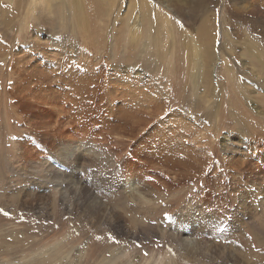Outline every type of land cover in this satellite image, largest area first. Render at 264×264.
I'll return each instance as SVG.
<instances>
[{"label": "rangeland", "instance_id": "374dc122", "mask_svg": "<svg viewBox=\"0 0 264 264\" xmlns=\"http://www.w3.org/2000/svg\"><path fill=\"white\" fill-rule=\"evenodd\" d=\"M145 1L148 22L134 18L143 12L139 0H68L69 10L61 0H0V264H264V113L254 110L264 111V0ZM138 21L139 36L128 39ZM38 62L48 83L25 69ZM124 72L137 74L145 93L162 92L165 110L151 123L160 118L156 129L168 139L161 158L146 149L144 126L134 119L141 107L123 103L131 87L110 81ZM82 83L95 94L80 95ZM108 93L116 111L104 108ZM195 132L204 134L196 143H208L209 162L173 163L169 155ZM225 132L247 145L232 161L223 158L232 153L221 149ZM48 142L56 154L69 144L70 158L81 155L75 170L88 190L73 207L54 187L32 182L48 179L45 162H67ZM194 147L188 161L204 157ZM112 176L132 178L130 195L145 200L136 202ZM108 206L134 222L114 211L99 218ZM183 217L196 223L193 248L176 239Z\"/></svg>", "mask_w": 264, "mask_h": 264}, {"label": "bare ground", "instance_id": "6f19581e", "mask_svg": "<svg viewBox=\"0 0 264 264\" xmlns=\"http://www.w3.org/2000/svg\"><path fill=\"white\" fill-rule=\"evenodd\" d=\"M58 1V0H57ZM61 1H63V3H61L63 6H65V7H67V10H69L70 8H68V6H67V1L68 0H61ZM81 1V0H80ZM132 2H134V1H132ZM33 3V2H32ZM49 3V2H48ZM139 3H141V5H142V7H143V12L142 11H139V15L140 16H137V17H134V18H138L139 20H144V21H149L150 20V12H149V5H151L150 3H147L145 0H139ZM241 3H242V1H241ZM81 3H79V1L77 2V7H76V9H77V11L76 12H78L77 13V15H78V17L82 20V18H83V11L81 10V9H78V6L80 5ZM244 4H245V2H244ZM239 5V4H238ZM61 6V5H60ZM245 6V5H244ZM248 6V5H247ZM133 11V10H132ZM159 11V10H158ZM162 11V10H161ZM161 11H159L160 13H161ZM128 12V11H127ZM136 12H138V11H136ZM133 13V12H132ZM134 14H135V12H134ZM76 15V16H77ZM137 15V14H136ZM164 18V17H163ZM132 19V18H131ZM136 19H135V21H134V19H133V21L134 22H136ZM168 20V19H167ZM167 20L164 18V21H166V24H164L165 26H167L168 27V29L170 28V25H169V22H167ZM83 22V21H82ZM85 22V21H84ZM133 22V23H134ZM138 23V24H137ZM136 24H134L131 28H130V30H129V35L127 36L128 37V39H133V38H136V37H138L139 36V33H140V26H141V23L138 21ZM88 27V26H87ZM80 29V28H79ZM81 31H82V29H80ZM127 40V39H126ZM137 40V39H136ZM132 42V41H131ZM135 42V41H134ZM198 51V50H197ZM202 54V53H201ZM73 57V56H72ZM162 60V59H161ZM25 61V60H24ZM45 62V61H44ZM24 63V62H23ZM197 63V62H196ZM202 63V62H201ZM43 65V64H42ZM42 65H41V62L39 63H37L36 65H34L33 67H36V68H34L33 69V67H25V69H26V71L28 72V73H30V74H32L33 76H35V77H37V79L41 82L42 80H44L45 82H47L48 83V80L46 81V79H48L49 77L47 76V74H48V72L49 71H46V70H44V68H42ZM111 65V64H110ZM68 66V65H67ZM117 66V65H116ZM68 68V67H67ZM130 68V67H129ZM135 68V67H134ZM43 69V70H42ZM46 69V68H45ZM61 69V68H60ZM70 69V68H69ZM73 69V68H72ZM81 69V68H80ZM213 69V68H212ZM126 70V69H125ZM124 70V71H125ZM58 71V70H57ZM199 71V70H198ZM61 73H62V69H61V71H60ZM69 72V71H68ZM71 72V71H70ZM83 72V71H82ZM136 72V71H135ZM144 72V71H143ZM80 73V72H79ZM85 73V72H84ZM125 73V72H124ZM128 73H130V72H127V73H125V74H127L125 77H121V76H117V74H116V76H113V75H111L110 77H112L113 79H111L110 81H112L113 82V84L114 85H121V91H124V90H127V88H129V87H131V90H129L127 93L126 92H124L123 93V103H126V102H128L129 103V106H131V105H133V104H136V105H134V106H136V108H137V106H139V107H141V109H139L140 111H138L137 110V112L135 113V118L134 119H139L140 120V123L139 124H141L142 126H144V128L143 129H145V135L147 136V138H148V140H145V141H147L146 142V144H147V146H146V149L148 148V147H151V149L152 150H149V152L152 154V155H154V157L156 158V159H158V157H160L161 158V155L163 154V152H162V150H161V147H160V145L162 144V143H160V142H163L164 141V143H165V141H167V140H164L163 138H166L167 136L164 134V132H163V129H159V130H157L156 128H157V125L159 124V121H160V118L159 119H157V122H158V124L156 125V126H154V124H151V123H154V122H152L153 121V119H156V117H158L159 115H161V113L165 110L164 109V103L162 102V100H161V96H160V94H162V92L161 93H159L160 91L159 90H157V92L156 91H153V90H149L148 88H146L147 89V92L145 93V90L144 91H142V90H140L139 89V87L137 86L138 85V83L140 82V81H142V80H140L139 79V77H138V75L136 74H134V72H132V74H130V76H129V74ZM197 73V72H196ZM78 73H76V75H77ZM81 74V73H80ZM120 74V73H119ZM122 74V73H121ZM139 74V73H138ZM21 75V74H20ZM97 75V74H96ZM132 75V76H131ZM142 75V74H141ZM81 76V75H80ZM123 76V75H122ZM72 77V76H71ZM73 77H75V76H73ZM83 77V76H82ZM89 77V78H88ZM88 77H86V78H88V79H90V81H91V79H94V78H92L93 77V73H90V75L88 76ZM109 77V76H108ZM109 77V78H110ZM28 78H30V77H28ZM51 78V77H50ZM85 78V77H84ZM17 79H19V78H17ZM24 79V78H23ZM22 79V80H23ZM35 79V78H34ZM79 79V78H78ZM106 79V78H105ZM21 80V79H20ZM50 80V79H49ZM58 80V79H57ZM64 80H65V78H64ZM75 80H77V79H75ZM81 80V79H80ZM27 81V80H26ZM35 81V80H34ZM52 81V80H51ZM83 81H84V79H83ZM86 81V80H85ZM98 81V80H97ZM44 82V83H45ZM58 82V81H57ZM56 82V83H57ZM66 82V81H65ZM78 82V81H77ZM88 82V81H87ZM107 82V81H106ZM151 82H152V80H151ZM73 83H74V80H73ZM94 83V82H93ZM98 83V82H97ZM142 83V82H141ZM141 83H139L140 84V86H141ZM144 83V82H143ZM36 84V83H35ZM54 84V83H53ZM58 84V83H57ZM66 84V83H65ZM75 84V83H74ZM73 84V85H74ZM83 85H81V87H77L78 88V93L81 95H84L86 92H87V95L90 93L91 95H92V93L93 94H95V91H96V89H95V91L94 90H89L88 88H89V86H92L91 85V83H90V85H87V83H82ZM96 84V83H95ZM68 85H69V83H68ZM88 86V88L87 87H85V86ZM105 85V84H104ZM111 85V84H110ZM48 86V85H47ZM62 86V85H61ZM96 86H97V84H96ZM102 86V85H101ZM145 86V85H144ZM143 86V87H144ZM67 87V86H66ZM69 87V86H68ZM132 87H134V89H132ZM16 88V90H18V91H21V89H20V87L19 86H16L15 87ZM23 88V87H22ZM51 88V87H50ZM63 88V87H62ZM70 88V87H69ZM76 88V87H75ZM75 88H74V90H75ZM109 88H111V87H106V90L108 91V89ZM102 89V88H101ZM113 89H115V88H113ZM118 89V88H117ZM144 89V88H143ZM73 90V89H72ZM116 91V90H115ZM252 92H256V90H251ZM22 92V91H21ZM52 94H56V92H55V90L53 89L52 91H50ZM72 92H74V91H72ZM104 92L106 93V91L104 90ZM119 92V91H118ZM251 93V92H250ZM72 94H74V93H72ZM89 94V95H90ZM109 95L107 96L108 97V99L109 100H107L105 97H104V99H102L103 100V103H105L106 104V102H109V104H111V105H109V107H108V105L106 106L105 104H104V108L105 109H107V108H109V109H112V110H115L116 111V108H118L117 106L115 107V105L116 104H114V101L112 100L113 98H114V96L113 95H111L110 96V93H108ZM255 94V93H254ZM86 95V94H85ZM121 96H122V94H120ZM57 96H58V94H57ZM74 96H75V94H74ZM112 96H113V98H112ZM118 96H119V94H118ZM252 96V95H251ZM54 97V96H53ZM78 97V96H77ZM66 98V97H65ZM52 99V98H51ZM80 99H81V96H80ZM84 99V98H83ZM87 99H89V98H87ZM121 99V98H120ZM254 99H256V98H254ZM65 100V99H64ZM68 100V99H67ZM74 101V100H73ZM79 102H80V100H78ZM82 101V100H81ZM88 101H90V100H88ZM121 101H122V99H121ZM66 102V101H65ZM69 102V101H68ZM71 103H72V101H71ZM74 103L75 104H77L75 101H74ZM80 103H83V102H80ZM85 103V102H84ZM87 103H89V102H87ZM86 103V104H87ZM118 103H122V102H118L117 101V104ZM122 103V104H123ZM92 104V103H91ZM165 104H166V102H165ZM72 106V105H71ZM92 106V105H91ZM90 106V107H91ZM170 106V105H169ZM75 107V106H74ZM132 107V106H131ZM80 107H78V109H79ZM83 108V107H82ZM256 108L257 109H259L258 107H257V105L256 106H254V110L256 111V112H262V113H264V111L263 110H261L260 109V111H257L256 110ZM88 109H89V107H88ZM95 109V108H94ZM130 109V108H129ZM138 109V108H137ZM74 110V109H73ZM103 110V109H102ZM121 111H122V109H121ZM108 112V111H107ZM127 112H128V110H127ZM129 112H130V110H129ZM167 112V111H166ZM126 113V112H125ZM132 113V112H131ZM79 114V113H78ZM85 114V113H84ZM117 114V113H116ZM120 114H122V113H120ZM128 115V114H127ZM77 116H80V115H77ZM110 116V115H109ZM126 116V115H125ZM124 116V117H125ZM129 116H132V118L134 117L133 115H129ZM128 117V116H127ZM74 118H76L75 117V115H74ZM110 118V117H109ZM172 117L171 116H169L167 119H165V120H163V123H162V125H163V127L164 128H167V129H169L170 127L168 126V124H169V120L171 119ZM82 119V118H81ZM164 119V118H163ZM174 119V118H173ZM130 121L132 120V119H129ZM175 120V119H174ZM177 120V119H176ZM179 120V119H178ZM180 120H181V118H180ZM130 121H128V122H130ZM135 121V123H136V120H134ZM134 121H132V122H134ZM173 121V120H172ZM117 122V121H116ZM199 122V121H198ZM166 123H168L167 125H166ZM171 123V122H170ZM181 123H184V125H185V121H182ZM114 124V123H113ZM116 124V123H115ZM129 124V123H128ZM119 126V125H118ZM127 126V125H126ZM125 126V127H126ZM152 126H154V127H152ZM166 126H168V127H166ZM185 127V126H184ZM139 128H137V130H138ZM173 129V128H172ZM124 130V129H123ZM126 130V129H125ZM135 130H136V128H135ZM141 130V129H140ZM204 130V129H203ZM218 130V129H217ZM216 130V131H217ZM144 131V130H143ZM199 131V130H198ZM205 131V130H204ZM168 133V132H167ZM197 132H195V135L192 137V142L190 143V142H188V140H187V142L185 141V140H182L181 141V144H180V146L181 147H179V151L178 152H173V153H171L170 155H169V158L173 161V163H175V164H178V165H181V166H183V167H190L191 165H192V162H193V160H196L195 162H198V163H200L201 165H205V164H207V162H209V158H210V153L208 152L209 150L207 149L208 148V143L206 144H200V145H197V143L196 142H200L199 140H197V138L200 136H203L204 134L203 133H197ZM205 133V132H204ZM241 133V132H240ZM242 134V133H241ZM115 135V134H114ZM174 135V134H173ZM166 136V137H165ZM196 136V137H195ZM194 137L196 138V139H194ZM199 137V138H200ZM216 137H218V134L217 133H215V135H214V137L213 138H215L216 139ZM153 138H155V141L153 142ZM212 138V137H211ZM212 138V139H213ZM162 139H163V141H162ZM201 139V138H200ZM242 139V140H241ZM253 139V138H252ZM239 140V139H238ZM254 140V139H253ZM253 140H251V141H253ZM174 141V140H173ZM175 141H176V138H175ZM213 141V140H212ZM211 140H210V142L209 143H211L212 142ZM240 143H236L235 141H233L232 140V138H231V136H230V134H229V132H225L222 136H221V138H220V145H222V150L224 149V150H228V152H232V153H230L229 154V156H226V155H223V158H226L227 160H229V161H232L233 160V157H234V152H236L237 153V151H239V152H245L246 150H247V145L244 143L245 142V138H240ZM171 142V141H170ZM248 142V141H247ZM54 143H52V142H48V146H55V144L53 145ZM60 145H61V143H59ZM167 144V143H166ZM58 145V144H57ZM194 146H196L197 147V149H199L203 154L202 155H204V157H199L200 159H197V158H192L191 159V161H188V158H187V156H188V154H190V156L191 157H193V148H195ZM50 147V148H51ZM52 147V149H50L49 148V150L50 151H52L54 148ZM163 147V146H162ZM167 147V146H166ZM213 147V146H212ZM248 147H250L251 149H252V156L253 157H255V149H256V144H255V141L254 142H252ZM57 148V147H56ZM58 148H61V146L60 147H58ZM64 149H60L59 151H57L56 150V152H57V154L54 152V151H52V152H54L56 155V157L59 159V157H61L62 159H66L67 160V162L66 163H63V162H60V164L61 165H65V166H67V167H65V166H62L61 168H60V166H56V168L53 166V165H51L50 163L48 164V163H44V166L47 168H49V177H48V179H40V178H34V180L32 181L33 183H34V186H37V183H39V182H43V184H45V186H44V189H47V185L48 186H52V187H54L55 189H56V192H58L59 193V196H61L60 198L62 199L61 200V202L62 203H64V205L66 204V206H67V204H68V208H70V207H73V205H74V203H76V202H74V201H76V197H77V195H79V193H81V192H85V191H87L88 189H86L87 188V186H88V180L86 179V180H83V179H81V178H79L78 177V172L75 170V168L77 167V166H80V159H81V155H79V154H74V156L72 157V158H70L69 156H68V154L69 155H71V154H73V152H75L74 150L75 149H73L72 151H70V145L69 144H64V147H63ZM166 149V148H165ZM170 149V148H169ZM213 149V148H212ZM70 151V152H69ZM146 151V150H145ZM172 151V150H171ZM77 152V151H76ZM147 152V151H146ZM166 152V151H165ZM53 153V154H54ZM89 153H91V152H89ZM222 153V152H221ZM52 154V155H53ZM223 154V153H222ZM225 154H226V152H225ZM241 154V153H240ZM205 155H207V157L205 156ZM251 155V154H250ZM59 156V157H58ZM69 157V158H68ZM163 157H164V155H163ZM213 157V156H212ZM154 158V159H155ZM159 158V159H160ZM211 159V158H210ZM226 159H224V160H226ZM226 160V161H227ZM235 160V159H234ZM236 161V160H235ZM169 162V161H168ZM37 163V162H36ZM226 163H228V162H226ZM210 164V163H209ZM51 167H50V166ZM41 166H43V164H41ZM205 167V166H204ZM207 167V166H206ZM202 168H203V166H202ZM235 168V167H234ZM217 169H219L218 167H217ZM239 169V168H238ZM74 170V171H73ZM202 169H200V171H201ZM221 170V169H220ZM227 169H225V171H226ZM237 170V169H236ZM198 172V171H197ZM205 172V171H204ZM204 172H202V175L204 174ZM235 172V171H234ZM212 173H213V171H212ZM232 173V172H231ZM198 174H201V173H199L198 172ZM227 174V173H226ZM212 175V174H211ZM216 175V174H215ZM231 175H233V174H231ZM237 176V175H236ZM216 177V176H215ZM218 177V176H217ZM131 178V177H130ZM237 178V177H236ZM127 180V181H126ZM126 180H124L123 178H121V177H118V178H115L114 176H112V177H110V181H112L114 184H116V186L117 185H120L123 189L124 188H126V189H128L129 188V190H128V196H130L131 198L133 197L134 199H135V196H132V194L130 195V192L129 191H132V187L130 188L129 187V183H130V180H132V178L131 179H126ZM235 180V179H234ZM42 184V183H41ZM129 184V185H128ZM126 185H127V187H126ZM91 189V188H90ZM119 190V189H118ZM125 192H127V190H124ZM134 192V191H133ZM140 195V194H139ZM128 196H124V200L126 201L127 199H128ZM251 196H252V193H249V198H251ZM141 197L139 196L138 198H136L135 200H136V202H139V204H140V201H139V199H140ZM141 199H143V200H145L144 198H141ZM98 203V201L97 200H95V205ZM143 202V201H142ZM141 202V203H142ZM264 202V201H263ZM262 203V202H261ZM53 204V203H52ZM55 205V204H54ZM53 205V206H54ZM126 207H127V205H125ZM130 206H131V204H130ZM76 207V206H75ZM123 207V206H122ZM132 207V206H131ZM134 207V206H133ZM114 208V207H113ZM113 208H109V206L108 207H106V210H107V213L104 211V209L102 210V213H104V215H102V216H100L99 218H104V219H106L107 217L110 219V217L113 215H111L110 213H111V211H114V212H116V216L118 217L117 219H119V220H121V221H123V222H125V221H127V220H129V221H131V222H134V219L131 217H129V216H127V215H125V214H122V212L121 213H119V212H117V210H115V209H113ZM124 208V207H123ZM262 208V207H261ZM100 209V208H99ZM131 209V208H130ZM134 209V208H133ZM72 210V209H71ZM119 210V209H118ZM137 210V209H136ZM135 210V211H136ZM262 210H263V213H264V207L262 208ZM120 211V210H119ZM128 211V210H127ZM131 211V210H130ZM113 213V212H112ZM124 213V212H123ZM128 213V212H127ZM134 213V212H133ZM254 213V212H253ZM107 214H110L111 216L109 217V215H107ZM138 214V213H137ZM130 215H131V213H130ZM133 215V214H132ZM135 217V216H134ZM111 218H113V217H111ZM189 220H191V221H189ZM101 221V220H100ZM109 221V220H108ZM181 221H182V224H183V228H184V230H182V231H177L176 233L178 234L177 235V237H176V239L177 240H179V243L181 244V245H185V246H188V248H193L194 247V245L196 244V241H195V238L194 237H189L190 235H196L197 233L196 232H198L197 230H195V229H197L196 227H195V225H196V223L193 221V218L192 217H183V219H181ZM110 223H112V221H109ZM114 222V221H113ZM116 222V221H115ZM117 222H119L118 220H117ZM137 223H138V220H137ZM136 223V224H137ZM115 224V223H114ZM118 226H119V228H121L122 230H124L126 233H131V228L128 226V227H124V226H122L121 224H118ZM135 226V225H134ZM137 226V225H136ZM118 228V229H119ZM205 229V228H204ZM120 230V229H119ZM132 232H133V230H132ZM181 233H184L182 236H181ZM176 236V235H175ZM179 244V245H180ZM196 246V245H195ZM187 248V247H186Z\"/></svg>", "mask_w": 264, "mask_h": 264}, {"label": "snow or ice", "instance_id": "6c2138e0", "mask_svg": "<svg viewBox=\"0 0 264 264\" xmlns=\"http://www.w3.org/2000/svg\"><path fill=\"white\" fill-rule=\"evenodd\" d=\"M0 211H2V210H0ZM5 215H8V213H4Z\"/></svg>", "mask_w": 264, "mask_h": 264}]
</instances>
